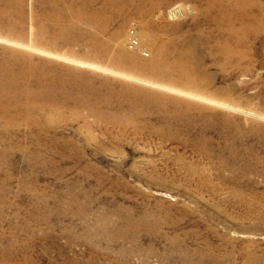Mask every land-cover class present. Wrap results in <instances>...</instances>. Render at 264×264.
Returning <instances> with one entry per match:
<instances>
[{
  "label": "rangeland",
  "instance_id": "rangeland-1",
  "mask_svg": "<svg viewBox=\"0 0 264 264\" xmlns=\"http://www.w3.org/2000/svg\"><path fill=\"white\" fill-rule=\"evenodd\" d=\"M86 3L0 0V70L32 67L54 105L0 120V264H264V32L233 69L190 0L103 34L106 0ZM59 9L86 33L59 37ZM190 43L205 78L144 72Z\"/></svg>",
  "mask_w": 264,
  "mask_h": 264
},
{
  "label": "bare ground",
  "instance_id": "bare-ground-1",
  "mask_svg": "<svg viewBox=\"0 0 264 264\" xmlns=\"http://www.w3.org/2000/svg\"><path fill=\"white\" fill-rule=\"evenodd\" d=\"M85 1L87 2L85 6L89 8L99 0ZM172 1L106 0V4L93 13L94 19L101 21L106 11L111 12V16L107 18L105 25L97 28L99 30L98 33H105L108 22H113L118 17L127 13L148 17ZM190 1L198 8V13L204 26L203 35L205 37L202 35L200 39L203 40V45L212 42L216 43L213 47V53L211 52L210 55L222 60L221 67L234 69L238 63L250 58L249 56L252 50L248 45H251L252 48L257 36L264 32V0ZM70 11L69 15H66L67 11L65 9H59L57 13H51L46 16L48 20L55 24L54 30L59 37L69 39V41L70 38H66V36L71 37L73 35L72 33H77L80 36L86 33L81 29V22H79L78 29L76 24L72 25L69 23L72 19H76L77 21L81 20L84 12L77 9H71ZM94 38L97 40L96 36ZM181 38L184 41L185 37ZM71 40H75V38ZM168 47H161L157 56V64L149 69H144L145 73L154 77H160L170 72H176L181 77L180 79H185L190 83L206 77L207 74L203 67L195 62L190 63L189 57L193 53L194 43H190L189 47L181 49L177 53L176 60L172 63L168 60ZM121 55L124 57L127 56L123 52H121ZM20 57L16 56V58L21 60H27ZM31 68L30 66L24 65V67L19 68L21 70L18 69L17 71L14 65L6 63L0 70V120L6 119L7 127L14 123L13 121L15 120H13V117L15 118V116L11 117V112L15 111H22V118H26V121H28L29 114H38L46 122L50 120L47 112L53 109L54 105H42L39 102L40 96L48 98L49 93L51 94V90L48 88L49 81L47 83V81L45 82V80L41 79L38 86H35L37 90L30 89L27 82L30 79V72L28 70ZM8 250L11 251L10 248ZM244 256L248 257L249 260L245 258L246 260L241 264H258V257L254 253H243L241 257L244 258Z\"/></svg>",
  "mask_w": 264,
  "mask_h": 264
},
{
  "label": "built area",
  "instance_id": "built-area-1",
  "mask_svg": "<svg viewBox=\"0 0 264 264\" xmlns=\"http://www.w3.org/2000/svg\"><path fill=\"white\" fill-rule=\"evenodd\" d=\"M134 45H136V43H134Z\"/></svg>",
  "mask_w": 264,
  "mask_h": 264
}]
</instances>
